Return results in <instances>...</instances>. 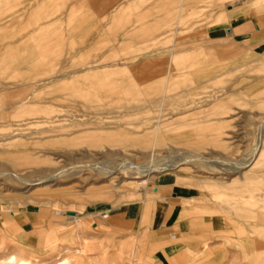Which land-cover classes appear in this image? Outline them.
I'll use <instances>...</instances> for the list:
<instances>
[{
    "label": "rangeland",
    "instance_id": "374dc122",
    "mask_svg": "<svg viewBox=\"0 0 264 264\" xmlns=\"http://www.w3.org/2000/svg\"><path fill=\"white\" fill-rule=\"evenodd\" d=\"M76 1L0 0V256L163 264L147 207L168 204V224L176 187L203 190L191 175L243 184L232 227L202 212L224 234L199 251L181 241L179 264H264V0H115L100 13Z\"/></svg>",
    "mask_w": 264,
    "mask_h": 264
},
{
    "label": "crops",
    "instance_id": "0c3cea01",
    "mask_svg": "<svg viewBox=\"0 0 264 264\" xmlns=\"http://www.w3.org/2000/svg\"><path fill=\"white\" fill-rule=\"evenodd\" d=\"M92 2H88V0H84V3L82 5H87L91 6L93 9L96 10L97 13L101 12V8H114V2L115 0H91ZM117 1V0H116ZM75 3L78 4L76 0H74ZM79 5V4H78ZM57 12V10L53 11ZM60 13H62V10H60ZM227 30L230 29V32H227V36H232L236 35L234 32L233 28H226ZM224 29V31H226ZM259 100H260V107L263 109H260V115H264V86L260 87L259 90ZM264 166V163H263ZM190 180L192 184L197 185L200 187V189H203L201 192H196L194 189L191 187H188L187 189H179L176 187V194L181 197L180 203H176L175 208L173 209V212L168 218V224H162V220L164 219V216L166 212L169 209V205H161V204H151L148 205V211L154 213V215L157 218V223L155 228L152 230L151 233V248H153L155 251L156 249L159 251V260L163 264H179V248L178 244L181 241L186 242V246L191 250H198L199 247L206 248V240L210 237L211 232L213 234H218L223 233V228L221 230L218 229L219 227V222L216 219V216L213 217L212 220V226L215 228L216 225L217 227L215 229H211V226L209 223L204 219L202 216V212L204 213L205 211H210L211 213L215 214L216 210H222L223 213H225V221H228L226 225L229 227H232V222L233 220L236 219L237 216H234L235 212L237 211L238 208V196L239 195V185L242 183L243 179H231L229 181H222L220 180H215L209 177H203V178H197L194 176L190 175ZM171 183H175V181H171ZM170 183V184H171ZM211 188V189H210ZM241 191V190H240ZM157 195L159 193V188L155 191ZM242 196V195H241ZM158 198L157 196H155ZM207 197L214 198L215 200H218L219 203H224L226 206H222V204L219 206H216L214 208L203 205V201L207 199ZM195 198L196 200H199L198 204L200 205V209L197 207H191L188 210H183L181 208L182 204H187L188 199H193ZM142 203H147L146 199H140ZM145 201V202H144ZM126 206V204H122L119 207L113 208V209H108L105 211L103 217L101 218L102 220L100 221H106L109 216H117L122 212V209ZM215 209V210H214ZM246 210H249L248 206H246ZM11 212V210H10ZM13 212V211H12ZM217 212V211H216ZM76 214V212H75ZM74 214V215H75ZM80 215V214H79ZM128 215L132 217V220L135 221L136 223L139 221L137 213L133 209L128 210ZM72 220H75L76 222H80L78 219V216H70ZM83 218H88V219H94V215H86V217L83 216ZM96 220V219H94ZM100 221H95L94 223L99 226ZM164 227L167 228V230L162 231V234L160 233V228ZM98 228V227H96ZM170 228V231L166 233ZM124 225L119 223L117 225V230L123 231ZM185 230V232H184ZM175 235H177L175 237ZM215 235V236H216ZM176 238V240H175ZM225 243V240H224ZM82 248H80L81 250ZM71 250L75 254H81L83 250ZM206 252V251H205ZM204 252V253H205ZM203 253V254H204ZM202 254V252L200 253ZM226 255L225 249L219 252V256ZM201 256V255H200ZM203 256V255H202ZM12 258H15L14 261H11ZM70 260L71 264V259L72 257H65V258H60L58 257L56 260V264L61 262L62 260ZM183 264H192L191 260L188 258H184L182 256ZM0 264H31V261L23 257L20 254H17L15 252H9V254H6L5 256H0Z\"/></svg>",
    "mask_w": 264,
    "mask_h": 264
},
{
    "label": "bare ground",
    "instance_id": "6f19581e",
    "mask_svg": "<svg viewBox=\"0 0 264 264\" xmlns=\"http://www.w3.org/2000/svg\"><path fill=\"white\" fill-rule=\"evenodd\" d=\"M140 80V79H139ZM143 81V80H142ZM138 82V81H137ZM259 130H261V125H260V127H259ZM261 143H260V141L258 140V141H256L255 142V144H254V148H253V150H254V152L252 153V155H250L249 157H247L245 160H242V161H240L238 164H237V166H239L240 168L241 167H245L246 165H249L251 162H252V159L254 158V156L258 153V151H259V145H260ZM261 147V146H260ZM261 150V149H260ZM263 152V151H262ZM259 154V153H258ZM173 159V158H172ZM174 160H178V161H180V162H183L185 159H182L181 157H176V159L174 158ZM255 161V160H254ZM172 163V162H171ZM171 163L169 164V162H167V164L166 165H164V166H162V167H160L159 169H165V170H170V168H174V167H176V166H178V165H176V166H174V167H171L170 165H171ZM173 165H175V163L173 164ZM128 166V165H127ZM134 166V165H133ZM131 168H133V167H131ZM142 168V167H141ZM154 169H152L151 167H149V168H146V170H145V172L149 175L152 171H153ZM139 174V173H138ZM79 213V212H78ZM74 214H75V212H74ZM69 215V216H77V214H75V215ZM62 264H68L67 263V261H62Z\"/></svg>",
    "mask_w": 264,
    "mask_h": 264
},
{
    "label": "water",
    "instance_id": "95a60500",
    "mask_svg": "<svg viewBox=\"0 0 264 264\" xmlns=\"http://www.w3.org/2000/svg\"><path fill=\"white\" fill-rule=\"evenodd\" d=\"M228 32H230V29L227 30ZM68 215H73L74 212H67Z\"/></svg>",
    "mask_w": 264,
    "mask_h": 264
}]
</instances>
